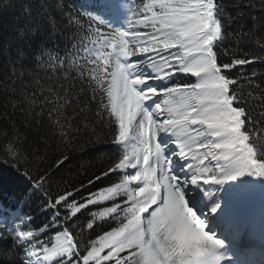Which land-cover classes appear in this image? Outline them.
Segmentation results:
<instances>
[{"label":"snow or ice","instance_id":"obj_1","mask_svg":"<svg viewBox=\"0 0 264 264\" xmlns=\"http://www.w3.org/2000/svg\"><path fill=\"white\" fill-rule=\"evenodd\" d=\"M129 11L133 10L129 7ZM139 11L143 15L135 19L129 15L124 30L108 28L87 14L95 23L88 29L97 38L92 41L94 47L83 48L93 65L86 71L107 96L110 127L114 122L111 142L122 152L103 175L119 170L122 178L91 193L86 203L69 202L73 193L67 192L48 204L54 210L51 223L55 226L61 217L58 206L69 210L63 217L67 221L89 204L126 196L125 206L115 204L92 213L100 218L116 214L113 219L118 226L89 241L84 246L86 254L65 227L54 235L51 248L44 246L46 261L66 257L60 264H216L224 259L213 255L221 241L206 233L205 223L187 206L182 189L188 184H221L245 174L264 177V149L258 151L251 137L260 121L244 107L242 83L253 85L256 71L245 75L242 67L238 77L225 71L264 63V56L218 63L216 49L232 35L226 34L228 20L218 0H147ZM137 26L152 31L142 32ZM18 38H25L23 29ZM18 55L23 57L22 49ZM177 73L196 80L172 83ZM61 99L68 103L67 97ZM45 102L51 103L47 98ZM177 164L181 165L178 170ZM30 185L33 191L43 188L31 177ZM218 206L210 211L215 213ZM87 228L92 229L93 223ZM26 240H34L32 232L21 231L19 241L27 252L35 245ZM37 264H41L39 257Z\"/></svg>","mask_w":264,"mask_h":264},{"label":"trees","instance_id":"obj_2","mask_svg":"<svg viewBox=\"0 0 264 264\" xmlns=\"http://www.w3.org/2000/svg\"><path fill=\"white\" fill-rule=\"evenodd\" d=\"M146 2L0 0V264H32L28 251L19 241L21 231L32 232L34 240L24 242L34 243L29 250L43 259L44 246L51 248L54 235L65 227L81 244L84 253L89 241L118 226L113 219L116 214L100 218L92 213L115 204L122 206L120 199L89 204L67 221L63 217L69 215V210L58 206L61 217L55 226L51 223L54 210L48 204L67 192L73 193L69 202L86 203L91 193L101 192L121 180L118 170L103 175L122 152H117V146L111 142L114 122L110 127L107 96L86 71L93 65L88 63L83 48L94 47L92 41L97 38V33L88 29L90 23L93 27L95 23L87 14L97 17L108 28L124 30L129 15L134 19L143 15L139 10ZM218 2L228 20L226 34L232 33L216 49L218 63H231L233 58L253 54L264 56V0ZM118 20L123 22L122 26L116 23ZM101 28L108 31L104 26ZM21 29L25 31L22 40L18 38ZM139 30L152 31L150 27H139ZM21 49L23 57L18 55ZM242 67L245 75L256 71L253 85L242 83L247 101L244 107L250 108L253 118L260 121L257 130L251 132L252 143L260 151L264 149V63L225 71L238 77ZM195 80L190 75L177 73L172 83ZM63 97L68 98L67 104ZM45 98L51 103H46ZM34 100L38 102L33 103ZM65 156L67 159L57 168V162ZM45 176L46 179H40ZM97 176L101 179L95 180ZM30 177L43 183V188L33 191ZM256 177L264 181V177ZM90 180L94 183L90 184ZM89 222L93 223L92 229L87 228ZM45 224L49 225L47 229L43 227ZM66 259L53 257L43 259V263L60 264Z\"/></svg>","mask_w":264,"mask_h":264},{"label":"rangeland","instance_id":"obj_3","mask_svg":"<svg viewBox=\"0 0 264 264\" xmlns=\"http://www.w3.org/2000/svg\"><path fill=\"white\" fill-rule=\"evenodd\" d=\"M38 6V5H37ZM35 6V7H37ZM38 12L41 11L40 8L37 10ZM44 58H47V54H43ZM148 71H151V69H148ZM198 127V126H193ZM207 163V161H205ZM181 165L177 164L176 168L179 169ZM130 172H134V169H128ZM120 172V171H119ZM121 173V172H120ZM122 174V173H121ZM234 174V173H230ZM242 176H237L236 180H239ZM186 190V191H185ZM182 192L185 196L186 204L187 206L194 211L195 215L198 219H200L203 223H205V231L206 233L212 235L215 239L221 241L222 246L218 249H216L213 253L214 256L223 257L224 259H220L216 262V264H226L229 263H238L241 264L240 257H243L246 255V258L249 257L248 250L245 248H241V238L248 233L245 232V223H241L239 227H230V226H224L221 224V221L214 223L212 218V215L215 213H212L210 209L214 205H219L217 208V213L220 211L223 207V203L219 200V198L222 195L221 190L217 189L216 187L211 186H204L201 184H197L195 186L188 184L187 187L182 189ZM216 195L218 197V200L215 199ZM244 195H242V198ZM115 199H120V201L124 202L126 200V196H117ZM125 206L122 204V207ZM225 207V206H224ZM225 207V214L231 213L232 210ZM231 238L233 243L231 242ZM236 238V239H235ZM232 244L233 246H231ZM35 254L30 253L29 257H31L32 261H37V258H34ZM228 260V261H226Z\"/></svg>","mask_w":264,"mask_h":264},{"label":"bare ground","instance_id":"obj_4","mask_svg":"<svg viewBox=\"0 0 264 264\" xmlns=\"http://www.w3.org/2000/svg\"><path fill=\"white\" fill-rule=\"evenodd\" d=\"M83 43H81V44H78V45H82ZM193 186H195V185H193ZM186 191V190H185ZM255 195L257 196V194L255 193ZM216 213H217V211L215 212V214H213L212 215V217L213 216H215L216 215ZM212 219V218H211ZM247 246V244H244V245H242V247L241 248H245Z\"/></svg>","mask_w":264,"mask_h":264}]
</instances>
